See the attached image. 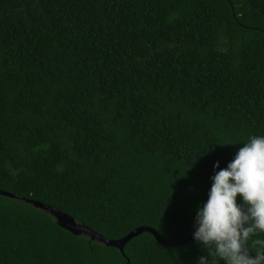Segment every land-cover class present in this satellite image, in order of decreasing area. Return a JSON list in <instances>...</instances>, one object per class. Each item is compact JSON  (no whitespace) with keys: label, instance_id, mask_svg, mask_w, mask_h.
Wrapping results in <instances>:
<instances>
[{"label":"trees","instance_id":"obj_1","mask_svg":"<svg viewBox=\"0 0 264 264\" xmlns=\"http://www.w3.org/2000/svg\"><path fill=\"white\" fill-rule=\"evenodd\" d=\"M253 135L264 0H0V264H198L195 240L123 255L28 199L109 239L183 237Z\"/></svg>","mask_w":264,"mask_h":264},{"label":"clouds","instance_id":"obj_2","mask_svg":"<svg viewBox=\"0 0 264 264\" xmlns=\"http://www.w3.org/2000/svg\"><path fill=\"white\" fill-rule=\"evenodd\" d=\"M211 179L196 214L194 240L206 250L198 264H264V239L254 238L264 234V136H250Z\"/></svg>","mask_w":264,"mask_h":264},{"label":"water","instance_id":"obj_3","mask_svg":"<svg viewBox=\"0 0 264 264\" xmlns=\"http://www.w3.org/2000/svg\"><path fill=\"white\" fill-rule=\"evenodd\" d=\"M28 200L31 203H33L36 207H38L44 211H47L51 215H53V217L55 218V220L58 222V224L61 227L69 230L73 234H75V235L86 234V235L90 236V238L92 240H97L98 242L105 244L107 246H113V247L118 248L123 255L125 254L124 249H125L126 244L132 238L138 236L139 234H141L145 231L152 233L157 238V240L161 244H164V245H176V244H181V243H184V242H187L190 240H194V235H193L194 233L183 236V237H179V238L165 239L154 228L147 227V226H140L122 238L109 239V238L101 235L100 233H97L96 231L92 230L87 225L82 224L80 222H77L73 216H71L70 214H68L67 212L63 211L60 208H57L53 205H50V204H47V203H44L41 201H37V200H33V199H28ZM251 254L253 256L255 255V253H251ZM128 263H129V260H128Z\"/></svg>","mask_w":264,"mask_h":264}]
</instances>
